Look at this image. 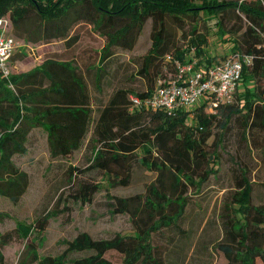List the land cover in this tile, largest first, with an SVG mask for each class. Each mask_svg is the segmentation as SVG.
Wrapping results in <instances>:
<instances>
[{
    "label": "trees",
    "instance_id": "trees-1",
    "mask_svg": "<svg viewBox=\"0 0 264 264\" xmlns=\"http://www.w3.org/2000/svg\"><path fill=\"white\" fill-rule=\"evenodd\" d=\"M231 9L249 21L243 40H235L232 50L252 56V63L243 69L240 83L246 85L247 81H252L253 86L246 85L241 93L235 94L238 103H221L213 112H208L203 104L177 112L146 106L133 108L130 96L149 97L157 86L154 88L153 83L143 91L123 85L105 100L100 82L106 70L100 64L86 65L83 69L52 58L29 72L13 74L10 79L0 76V195L17 203L27 191L30 175L16 163L15 157L28 152L30 135L38 127L47 132L52 159H67L73 155L83 147L90 132L89 143L98 144L86 167L69 166V193L74 201L92 202L101 189L99 182L83 177L89 171H102L110 187L129 184L135 156H139L141 165L160 172L145 194L112 196L111 213H130L136 227L133 235L93 238L83 231L67 240L66 249L57 256L39 257L34 249L31 264H111L105 258L109 250L123 254L122 264H164L155 254L152 232L177 225L184 214L186 197L181 193L174 197L175 189L187 183L198 186L217 172L214 167L218 157L210 155L205 148L218 116L215 112L219 111L226 121L234 115H243L245 124L250 122L249 127L255 114L264 127V87L261 85L264 81V0L258 3L238 0H0V16H9L12 30L34 43L73 42L77 39L74 31L79 24L93 25L101 31L110 27L111 30L103 31L108 37L100 59L103 64L113 54L111 47L132 49L144 23L152 18L153 44L143 56L139 72L153 82L163 75L164 68L176 71V61L190 59L181 48L169 46L165 34L167 16L178 18L204 13L220 18V14ZM33 18L34 26L30 27L28 22ZM207 42V36L194 29L189 50L194 48L192 52L196 50L197 56H203ZM213 60L214 57H206L198 60V64L209 66ZM88 75L94 76V88L100 94L93 95ZM207 162L210 169L195 183L192 168ZM166 171L172 173L174 187H165L163 175ZM240 187L226 204L229 212L222 215L224 243L221 248L229 259L227 264H257V258L264 264V203L251 204V183ZM55 210L59 214L72 213L68 203ZM50 216L48 211L35 220L37 232L46 230ZM5 217L8 214L0 212V225ZM21 231L28 234L30 226L19 225L5 233L0 230V264H6L2 247ZM79 252H89V255L69 257Z\"/></svg>",
    "mask_w": 264,
    "mask_h": 264
},
{
    "label": "rangeland",
    "instance_id": "rangeland-1",
    "mask_svg": "<svg viewBox=\"0 0 264 264\" xmlns=\"http://www.w3.org/2000/svg\"><path fill=\"white\" fill-rule=\"evenodd\" d=\"M238 1L258 3L261 0ZM220 15V18L209 17L204 13L178 18L167 16L165 34L169 46L181 48L187 52L188 57L193 55L198 60H205L206 57L220 60L233 53L234 41L243 40L249 21L233 9ZM34 20L33 18L28 22L30 27L34 26ZM153 26V19L148 18L134 47H111V52L115 55L111 54L104 64L100 59L108 37L103 31L111 30L110 27L101 31L93 25L79 24L74 31L77 36L75 41H55L51 44L34 43L13 29V34L22 42L12 56L13 74L29 72L53 58L71 62L73 66L83 69H86V65H102L106 73L100 82V88L105 100L116 88L123 85L143 91L153 83L155 88L161 79H169L175 71L164 68L163 75L158 76L154 82L139 72L142 58L153 44ZM194 29L207 36L208 42L203 56H197L196 50L192 52L194 48L189 50ZM87 79L93 95L100 94L94 88V76L88 75ZM246 85L252 87L253 82L247 81ZM246 85L241 82L237 94L241 93ZM261 85L264 87V81ZM233 101L238 103V98L235 97ZM215 113L218 116L211 127V136L205 148L210 155L218 157L215 167L213 166L217 172L198 186L187 183L175 189L174 197L180 193L186 197L184 214L177 225L152 232L151 243L155 254L164 264L229 263L221 248L224 243L222 215L229 212L226 204L230 202L232 194L241 189V184L246 182L252 185L251 204L264 203V127L260 123V117L253 114L249 127L250 122L245 124L246 118L243 115H234L226 121L219 111ZM90 137L91 132L83 147L67 159H52L46 130L42 127L33 129L28 142V152L15 157L16 163L30 175L29 187L17 203L0 195V212L8 214L0 225V230L5 233L15 230L19 225L30 226L28 234L21 231L19 236L2 247L6 264H31L34 249L39 257L57 256L66 249L67 240L83 231L93 238H111L116 234L128 236L135 233L136 227L130 213H111L109 204L113 201L112 196L143 195L147 192V187L157 180L160 172L141 165L139 156H135L131 163L132 177L128 185L110 187L102 171H89L83 177L99 182L101 189L95 194L92 202L74 201L69 193L71 185L68 169L71 165L80 168L88 165L93 157L94 146H98L94 142L89 143ZM210 167L207 162L199 168H192L194 182H199L200 175ZM163 180L165 187H174L171 172L166 171ZM64 203L71 206L70 215L63 212L59 214L55 210L63 208ZM48 211L51 214L49 225L43 233H39L34 222ZM231 214L234 215L235 212L232 211ZM86 255H89V252L74 253L69 257ZM105 258L111 264H122L123 254L117 250H109ZM256 262L263 264L259 258Z\"/></svg>",
    "mask_w": 264,
    "mask_h": 264
},
{
    "label": "built area",
    "instance_id": "built-area-1",
    "mask_svg": "<svg viewBox=\"0 0 264 264\" xmlns=\"http://www.w3.org/2000/svg\"><path fill=\"white\" fill-rule=\"evenodd\" d=\"M21 45L22 42L12 32L10 17L0 16L1 77L10 79L13 75L12 56ZM198 63V59L191 56L187 62L176 61L175 73L169 79H161L149 97L130 96L132 107L146 106L177 112L200 103L213 112L221 103L234 100L243 69L252 63V56L238 52L209 66Z\"/></svg>",
    "mask_w": 264,
    "mask_h": 264
},
{
    "label": "crops",
    "instance_id": "crops-1",
    "mask_svg": "<svg viewBox=\"0 0 264 264\" xmlns=\"http://www.w3.org/2000/svg\"><path fill=\"white\" fill-rule=\"evenodd\" d=\"M51 44V43H50ZM17 50V49H16ZM16 52V51H15ZM15 55V53L13 54V56ZM225 58V57H224ZM223 59V58H222ZM222 59H220V60H222ZM220 60H213L212 61V63H216V62H218V61H220Z\"/></svg>",
    "mask_w": 264,
    "mask_h": 264
}]
</instances>
